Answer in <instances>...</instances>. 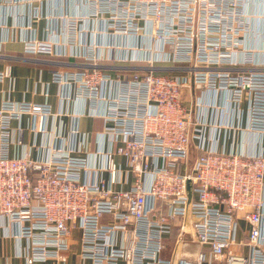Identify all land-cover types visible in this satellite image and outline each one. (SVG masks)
I'll use <instances>...</instances> for the list:
<instances>
[{"label":"built area","instance_id":"2783aa9c","mask_svg":"<svg viewBox=\"0 0 264 264\" xmlns=\"http://www.w3.org/2000/svg\"><path fill=\"white\" fill-rule=\"evenodd\" d=\"M72 1L0 0L3 28L17 14L26 30L42 26L41 37L0 38V52L20 44L27 55L80 61L77 70L52 71L59 100L75 90L92 110L103 108L70 114L3 102L0 239H14L25 264L65 263L76 233L83 264H171L165 240L177 231L176 249L198 247L180 264H264V71H241L255 64L248 0H85L78 15ZM9 77L11 67L0 71V82ZM193 90L218 94L221 110L248 103L247 130L261 138L255 155L202 144L192 162L185 96ZM25 114L46 160H32L22 136L14 138L12 122ZM84 118L106 124L95 154ZM242 220L249 229L239 240Z\"/></svg>","mask_w":264,"mask_h":264},{"label":"crops","instance_id":"0c3cea01","mask_svg":"<svg viewBox=\"0 0 264 264\" xmlns=\"http://www.w3.org/2000/svg\"><path fill=\"white\" fill-rule=\"evenodd\" d=\"M85 0H73L69 5L70 13L74 15L84 14L87 11ZM39 6L40 4H35ZM35 6V7H36ZM55 2L45 3L43 11L47 13L54 12ZM246 11L250 17L251 32L246 37V46L256 51L255 64L242 67L241 71H264V0H248ZM59 13L65 12L59 8ZM18 9L16 10V14ZM18 15V14H17ZM15 15L9 20L11 26L3 28L4 9L0 6V38L2 40H15L20 42L25 38L41 37L40 23L34 22L33 30L29 31L21 26L20 18ZM89 25L93 27V23ZM63 41L67 40L65 33L62 35ZM91 41H94L91 37ZM70 50V47H68ZM76 49V48H75ZM80 61L71 59H55L46 56H31L23 52L20 44H11L4 47L0 52V71L8 67L12 68V77L6 78L0 82V107L6 100L14 102H30L35 104L49 103L55 112L63 111L65 113L76 112H102L103 108L92 110L89 103L82 99L75 98V90H72V100L62 104L58 97V86L52 81V71H72L77 70ZM48 88V96H45V90ZM186 105L193 110L194 126L192 127L191 141V160L192 162L201 155L200 146L205 145L206 148H217L220 151L243 153L255 155L258 151L260 136L247 130L248 124V103H242L238 110H234L231 106L224 109H217L215 106L219 102V96L216 93H206L202 90H193L187 92L185 96ZM68 123V119H64ZM32 125L31 117L28 114L22 116L20 121L12 122L14 138L17 140L20 136L24 139L28 147L29 157L32 160H46L48 152L40 148L42 137L33 134L30 129ZM84 131L89 134L88 150L90 153H96L99 149V138L105 130V122L101 118H84L81 121ZM19 130H23L21 134ZM107 146V144H106ZM15 157L23 154L21 147L17 145L11 149ZM95 162V156L93 157ZM116 161L125 166V160L117 157ZM132 182L126 184L125 188L129 189ZM242 232L239 234V240H244L245 234L249 229L245 221L240 222ZM79 234L76 233L74 241V253L69 254L68 260L60 264H83L77 246ZM177 231L165 240V251L163 256L172 260L171 264H180L179 259H185L192 262L193 258L190 254L198 252L196 245L181 247L176 249L175 240ZM19 244L12 238L0 239V264H25L17 257ZM179 251V252H178ZM247 251H245L246 253ZM39 264H56L54 262H46Z\"/></svg>","mask_w":264,"mask_h":264}]
</instances>
